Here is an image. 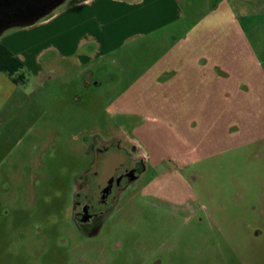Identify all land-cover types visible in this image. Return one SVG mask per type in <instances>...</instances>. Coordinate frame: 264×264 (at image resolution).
<instances>
[{"label":"rangeland","instance_id":"obj_1","mask_svg":"<svg viewBox=\"0 0 264 264\" xmlns=\"http://www.w3.org/2000/svg\"><path fill=\"white\" fill-rule=\"evenodd\" d=\"M79 5L0 35L26 61L0 71V264H263L264 0H182L129 28L111 0ZM111 136L146 158L135 203L59 235L86 144Z\"/></svg>","mask_w":264,"mask_h":264},{"label":"flooded vegetation","instance_id":"obj_2","mask_svg":"<svg viewBox=\"0 0 264 264\" xmlns=\"http://www.w3.org/2000/svg\"><path fill=\"white\" fill-rule=\"evenodd\" d=\"M83 157L73 174L70 203L65 208L66 220L76 232L59 235L93 238L102 234L111 213L135 203V183L146 170V158L136 144L118 136L95 137L86 144ZM53 200L47 196L48 203ZM49 217L52 223H58L55 215ZM43 223L36 215V232L45 235ZM113 244L121 245L118 241ZM262 259L264 264V254Z\"/></svg>","mask_w":264,"mask_h":264},{"label":"crops","instance_id":"obj_3","mask_svg":"<svg viewBox=\"0 0 264 264\" xmlns=\"http://www.w3.org/2000/svg\"><path fill=\"white\" fill-rule=\"evenodd\" d=\"M76 3H79L80 7H86L88 8H94L93 6H98L101 5L103 6L102 8L105 7V3L109 0H74ZM114 2L113 7L117 8V12L119 13V16L122 15L121 18L125 19V22L123 23L126 28L133 27L134 25H137L138 19L136 18V13L138 11H143V10H155V9H160L162 12V17L164 22H170L174 21L175 18H178V13H179V7L178 3L182 0H163L164 4L161 8H159V0H111ZM84 2V3H82ZM104 2V3H102ZM86 3H91L92 5H86ZM97 3V4H96ZM100 3V4H99ZM96 4V5H94ZM120 18V19H121ZM92 19H97L96 16H93ZM144 24H153L154 20L149 19L148 21L144 19ZM149 26V27H150ZM80 43V42H79ZM74 46L73 52L72 53H77V56L75 58L76 62L78 63H84V60H87L88 55L92 54L89 50L88 52H83L85 45L89 44V42H83ZM90 43H94V47L88 46L89 49L95 50L96 48L99 47L98 49V55H102L103 53L109 51L110 49H113L115 46H117L118 42L114 39H110L104 42H98L96 40L91 41ZM106 43V44H105ZM0 44H3L7 46L19 59L25 63V58L21 56L20 50L15 47L13 44L7 43L5 41L0 42ZM96 45V48H95ZM96 52V51H94ZM65 53V52H64ZM2 72V71H1ZM13 81V80H12Z\"/></svg>","mask_w":264,"mask_h":264},{"label":"water","instance_id":"obj_4","mask_svg":"<svg viewBox=\"0 0 264 264\" xmlns=\"http://www.w3.org/2000/svg\"><path fill=\"white\" fill-rule=\"evenodd\" d=\"M65 0H0V35L11 27L35 24Z\"/></svg>","mask_w":264,"mask_h":264},{"label":"trees","instance_id":"obj_5","mask_svg":"<svg viewBox=\"0 0 264 264\" xmlns=\"http://www.w3.org/2000/svg\"><path fill=\"white\" fill-rule=\"evenodd\" d=\"M24 63L7 46L0 44V71L8 73L11 77L23 68ZM14 82L24 80L23 73L12 78Z\"/></svg>","mask_w":264,"mask_h":264}]
</instances>
